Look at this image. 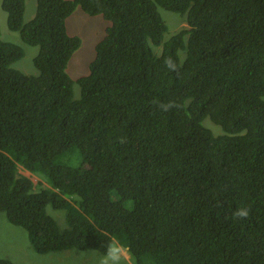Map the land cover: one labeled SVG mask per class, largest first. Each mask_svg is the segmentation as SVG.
<instances>
[{"label": "trees", "instance_id": "obj_1", "mask_svg": "<svg viewBox=\"0 0 264 264\" xmlns=\"http://www.w3.org/2000/svg\"><path fill=\"white\" fill-rule=\"evenodd\" d=\"M36 1L26 22L27 0H1L39 52L22 72L0 30V212L38 253L117 239L139 262L264 264V0ZM78 6L111 23L75 80ZM162 9L187 26L171 33Z\"/></svg>", "mask_w": 264, "mask_h": 264}, {"label": "rangeland", "instance_id": "obj_2", "mask_svg": "<svg viewBox=\"0 0 264 264\" xmlns=\"http://www.w3.org/2000/svg\"><path fill=\"white\" fill-rule=\"evenodd\" d=\"M37 12V1L27 0L25 21H30ZM164 19L170 26V32L187 26L185 16L178 13L161 10ZM110 21L102 14L90 15L81 6H78L73 14L67 18L68 33L81 38L80 47L74 52L67 71L73 79L85 76L90 71V63L96 56V45L104 39ZM0 30L2 38L19 44L24 50V56L16 61L13 66L26 74H37L38 70L34 64V58L39 52L38 46L24 42L18 31L11 30L7 23V13L3 10L0 0ZM76 94H81V87L78 84L74 89ZM205 123L214 132L222 133V128L207 117ZM19 172L30 177L38 188L39 176L26 171L19 166ZM49 213L58 221L61 228L67 225L66 212L58 209H48ZM103 253L92 250L67 249L48 253H38L33 250L27 230L21 226L12 224L5 211L0 212V257L11 259L15 264H98L99 257ZM128 264H155L151 258L145 257L139 262L135 256L128 252Z\"/></svg>", "mask_w": 264, "mask_h": 264}, {"label": "clouds", "instance_id": "obj_3", "mask_svg": "<svg viewBox=\"0 0 264 264\" xmlns=\"http://www.w3.org/2000/svg\"><path fill=\"white\" fill-rule=\"evenodd\" d=\"M26 171L33 173L28 169H26ZM248 214L249 212L247 208L237 209V211L233 213V215L237 218H246ZM128 252L130 253V250L125 245H123L119 240L113 239L106 244L105 253L99 257L98 264H128Z\"/></svg>", "mask_w": 264, "mask_h": 264}]
</instances>
